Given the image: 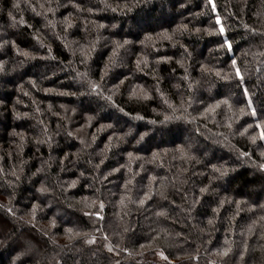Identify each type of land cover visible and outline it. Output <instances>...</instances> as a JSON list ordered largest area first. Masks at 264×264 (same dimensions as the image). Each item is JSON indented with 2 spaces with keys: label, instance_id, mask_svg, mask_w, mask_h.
I'll return each instance as SVG.
<instances>
[{
  "label": "trees",
  "instance_id": "1",
  "mask_svg": "<svg viewBox=\"0 0 264 264\" xmlns=\"http://www.w3.org/2000/svg\"><path fill=\"white\" fill-rule=\"evenodd\" d=\"M8 226L0 264H264V0H0Z\"/></svg>",
  "mask_w": 264,
  "mask_h": 264
},
{
  "label": "rangeland",
  "instance_id": "2",
  "mask_svg": "<svg viewBox=\"0 0 264 264\" xmlns=\"http://www.w3.org/2000/svg\"><path fill=\"white\" fill-rule=\"evenodd\" d=\"M184 138H185V140L186 141H188V143L190 142L191 144H198L197 143V140H195V139H193L192 137H190L189 135H186L185 133H184ZM201 147V146H200ZM202 147H203V154H204V156L205 157H208L209 156V154L211 153V151H212V148H210V147H205L204 145H202ZM14 225H12V227H13ZM11 227H7V228H5V229H3V232H2V234L0 233V235H1V237H2V239H5L6 237H7V235L9 234V232L11 231V229H10ZM25 238H30V239H32V237L28 234H26V236H25ZM26 240V239H25ZM24 239H23V242H25L24 244H26L27 243V241H25ZM32 241V240H31ZM34 241V240H33ZM27 244H29V243H27ZM23 246H25V245H23Z\"/></svg>",
  "mask_w": 264,
  "mask_h": 264
},
{
  "label": "snow or ice",
  "instance_id": "3",
  "mask_svg": "<svg viewBox=\"0 0 264 264\" xmlns=\"http://www.w3.org/2000/svg\"><path fill=\"white\" fill-rule=\"evenodd\" d=\"M221 31H223V29H221Z\"/></svg>",
  "mask_w": 264,
  "mask_h": 264
}]
</instances>
